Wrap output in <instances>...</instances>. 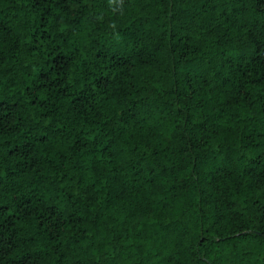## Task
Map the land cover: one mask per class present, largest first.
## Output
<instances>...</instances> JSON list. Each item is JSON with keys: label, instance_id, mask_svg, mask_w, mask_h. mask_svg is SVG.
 Segmentation results:
<instances>
[{"label": "trees", "instance_id": "1", "mask_svg": "<svg viewBox=\"0 0 264 264\" xmlns=\"http://www.w3.org/2000/svg\"><path fill=\"white\" fill-rule=\"evenodd\" d=\"M0 264H264V0H0Z\"/></svg>", "mask_w": 264, "mask_h": 264}]
</instances>
